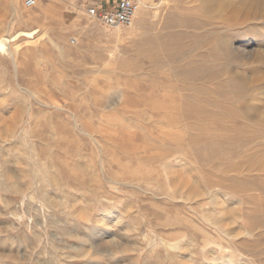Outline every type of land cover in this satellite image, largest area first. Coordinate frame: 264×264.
<instances>
[{"label": "rangeland", "instance_id": "374dc122", "mask_svg": "<svg viewBox=\"0 0 264 264\" xmlns=\"http://www.w3.org/2000/svg\"><path fill=\"white\" fill-rule=\"evenodd\" d=\"M35 3L0 0V36L37 29L0 51V264H264V17Z\"/></svg>", "mask_w": 264, "mask_h": 264}, {"label": "bare ground", "instance_id": "6f19581e", "mask_svg": "<svg viewBox=\"0 0 264 264\" xmlns=\"http://www.w3.org/2000/svg\"><path fill=\"white\" fill-rule=\"evenodd\" d=\"M35 2H36V0H34V4L36 5ZM201 2L206 4L207 7L210 8V9H217L218 7L223 8V9H227V10H229L231 12V14L234 15V17L236 16V18L238 16H240V18L242 17L245 20L246 19L254 20L257 17H264V0H201ZM155 5L156 4H153L152 6L155 7ZM152 6L150 4V0H138L136 14H135L136 15V20L135 21H139V20L141 21L143 19H146V17H148L151 14V12H150L151 10L150 9H151ZM27 8H31V7H27ZM16 12H18V11L15 9V13ZM155 14H157L156 11L154 12L153 15H155ZM133 26H135L134 22H133V24L130 27H133ZM254 30H255L254 39L256 41L260 42V46L254 52H252L253 50L250 52V55L252 57V58L251 57L250 58L255 60V61H257V62H264V23H261V24L257 23L255 25V29ZM36 32H37V29L18 30L15 33L10 34V35H6V34L2 33V36H0V51L1 50H3V51L5 50L6 52H9V56L11 58V61L16 66V64H17V61L15 59V54L17 53V49H16L17 48V42L16 41L19 39V37L21 35L26 36L28 38H32V36ZM227 48H228V46H227ZM44 210H45V202H43V207H42L41 211L42 212H46ZM111 212H112L111 210L102 211L100 213V216H98V217L96 216L97 218H96V220L94 222L93 227L97 228V226L99 225L100 221H105V219L107 217H109ZM86 221H88L87 218H86ZM85 224H87V222ZM105 230H107L106 226H104L103 229H102V232H100V234H97L96 236L97 237H101V235H103L105 233ZM85 239L87 241H90V246H91L90 248H92V251L94 253H98L100 251H103L102 249L98 248V242L95 244L96 239L94 240V237L92 239L91 236H87ZM160 241H161L160 246H162L169 255H173V256L181 255V250L183 248L181 240L168 242V241L164 240L163 238H161ZM114 242H115V240H114ZM75 248L77 249L78 247H73V249H75ZM81 254H87V252L82 250Z\"/></svg>", "mask_w": 264, "mask_h": 264}, {"label": "built area", "instance_id": "2783aa9c", "mask_svg": "<svg viewBox=\"0 0 264 264\" xmlns=\"http://www.w3.org/2000/svg\"><path fill=\"white\" fill-rule=\"evenodd\" d=\"M137 4L138 0H115L112 5L105 1H97L88 4L86 13L107 27H130L134 22ZM24 5L33 7L34 0H24Z\"/></svg>", "mask_w": 264, "mask_h": 264}, {"label": "crops", "instance_id": "0c3cea01", "mask_svg": "<svg viewBox=\"0 0 264 264\" xmlns=\"http://www.w3.org/2000/svg\"><path fill=\"white\" fill-rule=\"evenodd\" d=\"M82 1H84L85 4L87 5V4H90V3H93V2H97V1H101V2L105 1V2L109 3L110 0H82Z\"/></svg>", "mask_w": 264, "mask_h": 264}]
</instances>
